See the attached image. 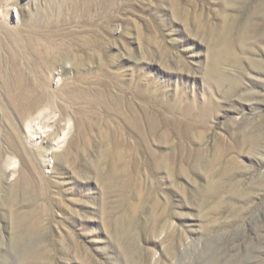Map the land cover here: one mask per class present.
Here are the masks:
<instances>
[{
    "label": "rangeland",
    "instance_id": "374dc122",
    "mask_svg": "<svg viewBox=\"0 0 264 264\" xmlns=\"http://www.w3.org/2000/svg\"><path fill=\"white\" fill-rule=\"evenodd\" d=\"M0 6L47 94L20 119L0 76V264H264V0Z\"/></svg>",
    "mask_w": 264,
    "mask_h": 264
},
{
    "label": "bare ground",
    "instance_id": "6f19581e",
    "mask_svg": "<svg viewBox=\"0 0 264 264\" xmlns=\"http://www.w3.org/2000/svg\"><path fill=\"white\" fill-rule=\"evenodd\" d=\"M115 1V0H114ZM1 7V6H0ZM1 26H0V32L1 31ZM8 33V32H7ZM6 35V32L3 33ZM0 76L2 79V86L4 89V94L3 96L5 97V99L8 101L9 105L13 108L14 112L16 113L17 117H19L20 119H24L27 118L28 116H30L34 110H36L40 104L43 102V100H45L47 98V94L45 92H39V90L37 89V87H35V85H31L30 83H28L24 77V71L22 70L21 66H20V62H19V58H20V53L19 52H25L30 51L29 50V41L27 39H20L19 37H14V39L10 42H6L2 36H0ZM9 43L11 45V48L9 46ZM9 49L10 51V60H8L9 63V68H10V73L7 71H4L2 65L5 64L6 62V58L1 54L2 49ZM18 49V50H17ZM216 55V54H215ZM216 57V56H215ZM52 58V57H51ZM46 60V59H45ZM237 60V59H236ZM24 61V60H23ZM33 61V60H32ZM30 62V61H29ZM39 63V62H38ZM77 61H74L73 64L76 65V67H78ZM71 64V62H70ZM27 65V64H26ZM38 66V65H36ZM76 70V69H75ZM91 70V69H90ZM38 71V70H37ZM78 70H76L77 72ZM38 73V72H37ZM212 73V72H211ZM210 73V74H211ZM214 73H218L216 71H214ZM221 73V72H220ZM39 76V75H38ZM213 76V75H212ZM215 76V75H214ZM31 77V76H30ZM36 77V76H35ZM70 82V81H69ZM89 92L84 91L83 94L88 95ZM117 94V93H116ZM73 97V96H72ZM115 100V98H114ZM163 103V102H162ZM114 105L116 108L120 109V106L122 105V102L120 100H115L114 101ZM137 108V107H136ZM164 108V107H163ZM100 109V108H99ZM94 110V109H93ZM13 112V113H14ZM14 113V114H15ZM138 113V112H137ZM84 114V113H83ZM143 114V113H142ZM6 116V115H5ZM15 116V115H14ZM160 117L157 115H152L151 117L148 118V123L150 126V131L155 133L156 131H158V129L162 126L165 125H172V120L170 118H166L164 116H161L160 119L158 118ZM5 119V118H4ZM17 119V118H16ZM83 119V118H82ZM101 119V117H100ZM131 120H134V129L138 132V133H142V126L140 124V121L138 120V118L136 116L131 117ZM141 120V119H140ZM175 120V119H174ZM173 120V121H174ZM20 121V120H17ZM145 121V118H144ZM80 123V122H79ZM147 123V122H145ZM20 124V123H18ZM83 124V123H80ZM107 124V123H105ZM178 124V123H177ZM143 125V124H142ZM178 127V126H177ZM109 128V127H108ZM144 128V126H143ZM110 129V128H109ZM112 129V128H111ZM110 129V130H111ZM115 130V128H114ZM172 130L174 131V127L172 128ZM90 131H92V126L90 124H85V126L83 127V135H87L90 133ZM100 132V131H98ZM144 132V131H143ZM149 132V130H148ZM116 133V132H115ZM114 131L111 130L108 133H104L103 134V138L106 142L108 143H115V144H122L121 142H116L114 139L115 135ZM128 134V133H127ZM120 135V134H119ZM118 135V136H119ZM123 135V134H122ZM152 135V134H151ZM165 135H167L165 133ZM99 136V135H98ZM114 136V137H113ZM153 136V135H152ZM139 137V136H138ZM114 140H113V139ZM125 138V137H124ZM141 138V137H140ZM121 139V138H120ZM138 139V138H137ZM167 139V137L165 138ZM164 139V140H165ZM124 140V139H123ZM82 141V140H81ZM80 141V142H81ZM120 141V140H119ZM128 141V140H127ZM200 141V140H199ZM100 142V141H99ZM124 142V141H123ZM88 143V141L84 140V144L86 145ZM102 143V141H101ZM127 143V142H126ZM91 144V143H90ZM148 144V143H147ZM119 145V146H120ZM145 145V144H144ZM181 145V144H180ZM104 147V146H103ZM114 147V146H113ZM123 147V145H122ZM120 147V148H122ZM127 147V146H126ZM190 147V146H189ZM107 149V148H106ZM105 149V151H107ZM118 149V147H117ZM119 156V155H118ZM105 157V156H104ZM112 157V156H111ZM153 157L157 158V155H153ZM121 158V157H120ZM118 159V158H117ZM120 160V159H119ZM124 160V158L122 159ZM165 161H163L164 163ZM186 162V161H185ZM138 169V168H137ZM166 169V168H165ZM95 170V169H94ZM161 172V171H160ZM93 173V172H92ZM181 173V172H180Z\"/></svg>",
    "mask_w": 264,
    "mask_h": 264
}]
</instances>
